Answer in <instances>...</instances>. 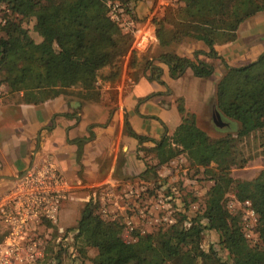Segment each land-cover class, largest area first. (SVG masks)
<instances>
[{
    "label": "trees",
    "instance_id": "trees-1",
    "mask_svg": "<svg viewBox=\"0 0 264 264\" xmlns=\"http://www.w3.org/2000/svg\"><path fill=\"white\" fill-rule=\"evenodd\" d=\"M139 0H0L10 19L0 21V83L7 92L21 93L26 104L38 105L66 90L78 89L77 96L86 99L99 76L108 82L114 102L120 81L122 64L137 66L135 53L130 51L133 36L109 16L110 4H118L137 27L142 20L134 18L129 3ZM179 5L164 7L151 19L158 47H167L185 40L199 41L206 52H193V60L172 53H159L157 59L168 69L171 79L189 69L195 78L207 79L213 65L198 61V55L220 60L223 73L214 85L212 111L221 119L233 121V135L210 137L199 129L194 115L184 111L182 100H175L180 122L168 135L157 140L135 134L123 119L125 134L134 139L136 151L151 154L152 167L165 165L182 156L189 167L200 170L211 181L205 193L200 214L144 234L135 243L122 239V226L115 220H104L97 213V203L91 198L82 204L74 224L73 241L77 264L86 259V249L95 250L91 264H264V238L260 244H249L245 238L239 212H229L225 195L232 194L237 203L249 200L246 183L229 176L231 168H242L249 156L239 144L264 131V52L241 67H227L217 57L213 45L235 40V32L244 20L264 12V0H177ZM12 17V18H11ZM30 22L38 40L32 39L20 27ZM108 71L98 75L101 68ZM158 79L160 68L144 59L139 65ZM137 77V76H136ZM134 78L136 82L138 78ZM79 91L81 92L80 95ZM150 143L148 148L142 147ZM80 155V143L76 157ZM141 159V158H139ZM264 177V169L250 185ZM213 231L216 249L201 248L202 235ZM47 242L46 256L40 264H61L59 252L52 255ZM50 244V243H49ZM225 256L222 260L218 253ZM48 253V254H47Z\"/></svg>",
    "mask_w": 264,
    "mask_h": 264
},
{
    "label": "crops",
    "instance_id": "crops-1",
    "mask_svg": "<svg viewBox=\"0 0 264 264\" xmlns=\"http://www.w3.org/2000/svg\"><path fill=\"white\" fill-rule=\"evenodd\" d=\"M155 44L152 47L157 54L153 55L152 66L160 68L159 78L141 76L129 86L122 82L116 87L114 102L108 95L102 103L57 95L32 105L21 100L20 92L9 94L6 86H1L0 195L26 168L49 159L72 193L80 195L78 200L85 201L105 191L107 196L136 198L134 195L142 190L137 187L144 183L141 172L145 167L138 159L136 141L124 132L123 119L137 135L154 140L169 136L180 122L175 100L180 98L184 111L198 118L205 106L213 102L214 85L223 73L219 59L198 55V61L213 65L207 79L193 77L189 69L171 79L168 69L157 59L159 53L193 60V52H206L207 48L190 40L165 48ZM213 47L227 67H241L254 61L264 52V12L239 24L234 41ZM190 103L200 106V112L198 108L189 110ZM108 184H121V190L114 192Z\"/></svg>",
    "mask_w": 264,
    "mask_h": 264
},
{
    "label": "rangeland",
    "instance_id": "rangeland-1",
    "mask_svg": "<svg viewBox=\"0 0 264 264\" xmlns=\"http://www.w3.org/2000/svg\"><path fill=\"white\" fill-rule=\"evenodd\" d=\"M167 5L175 7L179 3H177V0H139L135 3H129L127 7L134 18L142 20L144 23L151 21ZM109 8L111 9V6ZM122 10L124 11L123 8ZM123 16L129 19L128 15L124 13ZM5 18L10 19L5 7L0 5V21L3 22ZM20 27L32 39L38 40L31 29L30 22H21ZM152 44L144 52L133 51L136 57L135 62L138 63L137 66H128L126 61L122 64L120 81L114 86L115 88L117 86L120 87L122 82L129 86L136 76V78H139L149 75L148 70L142 71L139 65L143 63L144 59L151 66L153 65V55L157 53ZM107 71L108 69L103 67L98 71V75H103ZM1 86L3 84L0 83ZM109 88L108 82H101L98 76L95 87L86 100L102 103V101L106 100L105 97L107 95L109 98L111 96ZM76 93H78V89L72 88L66 90L64 95L75 97L77 96ZM80 93L79 91L78 95ZM212 105L214 106L211 101L210 104L205 106L203 113L198 118H194L196 126L210 137L217 138L225 134L233 135L236 130V124L233 121L221 119L222 117L219 116L220 114L215 110V107L212 111ZM187 106L189 110H196L197 108L198 112L201 110L200 106H195L193 103ZM216 115L221 123L215 119ZM149 145L150 143H144L142 147L148 148ZM239 147L246 156H249V160L242 168H231L229 176L232 179L246 183V190L249 195L248 205L244 206L241 203H237L230 193L225 195L224 205L229 212L240 213L242 230L249 235L246 239L249 244L258 245L264 238V177L253 185H250V182L264 169V131L262 130L261 133L243 140ZM150 157L151 154L140 151L138 159L141 158L139 160L147 167H152L154 160ZM144 178V183L138 184L137 188L142 190H139L136 198H122L121 194V198L117 197V194L115 196H107L105 194L107 191L97 193L94 199L90 197L93 202L97 203V213L102 219L115 220L122 226V239L128 243H135L144 234L155 233L160 228L165 229L170 224L179 221L182 216L186 218V221L182 224L186 225L188 220L200 214L203 209L205 193L211 184L208 177L202 174L201 169L195 170L189 167L182 156H178L165 165H158L157 168L148 170V174L144 175ZM107 186L109 189H114V192L121 190V184L115 186H109L108 184ZM100 190L102 189L100 188ZM79 197L80 195H74L73 192L70 198H66L61 202L57 212V220H55L49 233V248L52 249V255L57 252L60 253L61 264H67L68 257L66 251L57 250L55 240L60 233L74 232V224L78 219L82 204L89 199L82 201L78 200ZM158 198L162 201V207L156 203ZM248 211L252 212V215ZM216 240L217 236L213 231H205L202 235L201 248L206 251L208 246L212 245L216 249ZM72 245H74V241ZM95 253L93 249H86V259H82L83 264H91L89 259L93 258ZM218 254L223 261L226 260L224 255L220 252Z\"/></svg>",
    "mask_w": 264,
    "mask_h": 264
},
{
    "label": "built area",
    "instance_id": "built-area-1",
    "mask_svg": "<svg viewBox=\"0 0 264 264\" xmlns=\"http://www.w3.org/2000/svg\"><path fill=\"white\" fill-rule=\"evenodd\" d=\"M110 6L108 14L112 20L122 31H129L133 36L130 51H146L155 42L152 22L146 21L135 27L123 16L124 11L118 4ZM55 167L53 161L44 159L37 166L22 171L1 193L0 264H40L46 256L49 233L57 220L59 206L72 193ZM156 203L162 207L161 199L158 198ZM243 205L247 206V201ZM248 213L252 215V212ZM73 235L74 232L60 233L55 240L57 250L66 251L67 264H77ZM244 235L245 238L249 236L247 232Z\"/></svg>",
    "mask_w": 264,
    "mask_h": 264
},
{
    "label": "water",
    "instance_id": "water-1",
    "mask_svg": "<svg viewBox=\"0 0 264 264\" xmlns=\"http://www.w3.org/2000/svg\"><path fill=\"white\" fill-rule=\"evenodd\" d=\"M215 119H217L218 122L221 123V122H220V119H219V117H218L217 115H216V118H215ZM218 122H217V123H218Z\"/></svg>",
    "mask_w": 264,
    "mask_h": 264
}]
</instances>
